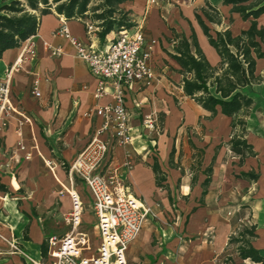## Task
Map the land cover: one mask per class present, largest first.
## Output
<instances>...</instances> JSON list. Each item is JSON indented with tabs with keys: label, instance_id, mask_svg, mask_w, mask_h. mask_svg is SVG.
Segmentation results:
<instances>
[{
	"label": "crops",
	"instance_id": "0c3cea01",
	"mask_svg": "<svg viewBox=\"0 0 264 264\" xmlns=\"http://www.w3.org/2000/svg\"><path fill=\"white\" fill-rule=\"evenodd\" d=\"M207 2L215 7L212 0ZM121 8L131 10L138 17L146 10V6L140 0L127 1ZM216 8L220 12V22H208V19L198 11L194 15L200 14L210 27L211 23H221L229 10L228 18H233L232 22H240L241 26L237 29L228 26L217 29L216 32L230 29L234 35H238L242 30L249 28L251 21L231 12L232 5L223 4L220 0L219 7ZM148 13L153 19L150 23L146 18L147 39L157 41L151 59L155 80L151 85L136 83L125 88V103L130 115L133 141L125 148L116 146L111 141V149L99 172L105 171L108 164L122 165L129 152L133 161L127 179L130 193L151 205L157 212L156 219L160 211L162 213L156 200L167 206L175 185L177 188L180 184L184 188L189 187L187 193L181 191L185 195L184 199L188 194L190 199L197 198L193 204L191 200L181 204V216L185 222L179 221V234L168 242L169 251L166 249H163L164 252L158 251L155 260L163 261L165 264H232L228 260L231 257L235 264H262L251 258L242 259L239 256L238 244L230 243V238L236 235L240 227L242 230L253 227V236L249 237V243L264 258V58H258L256 64V75L261 76V80L242 88L253 101L248 114L243 116L246 122L243 135L251 145L252 152L243 157L230 146L232 136L240 133V129L234 130L232 117L222 113L220 107L218 113L212 115L183 90L182 81L185 73L178 60L173 57L176 53L175 46L182 35L191 38L194 32L201 50L211 65L217 68L221 66V57L211 45L199 21L196 22L187 13V19L178 21L182 31H177L174 27L168 30L158 22L157 6L149 7ZM224 14L226 16H223ZM257 21L264 27V13ZM64 22L73 36L98 47H104L107 41L115 36V32H112L101 40L97 34L98 28L88 17L68 18L55 10L42 15L37 33L30 38L36 43L37 55L24 62L22 69L13 72L11 76L12 101L19 111L30 118V122L23 126L22 140L27 151L32 153L31 159L25 158L26 151L17 149L20 137L15 132V120L8 129L0 130V184L5 187L0 188V231L9 236V229L12 227L22 251L35 259L42 258L44 262L47 261L48 251L46 255L43 254V245L48 247L47 238L50 235L47 234L42 222V214L37 211V208L40 209L38 204L41 203L42 194L40 195V191H32L31 188L25 190V187L21 186V179L31 176L32 172L37 173L41 159L46 163L49 159L51 164L48 163V166L51 172L45 167L44 169L48 174H52L55 185L60 183L67 187L64 183L66 181L67 184H72V189L81 196L84 205L81 231L88 234L84 226L90 225L92 218L95 219L92 236L88 234L94 251L100 239L97 220L91 207L92 197L84 181L76 175L71 176L68 170L88 144L94 131L104 121L100 116L88 117L86 113L114 101L111 95L96 96L98 80L91 73L87 63L76 56L74 46L66 37L54 36V31ZM91 25L93 29L89 28ZM45 43L60 46L63 54L52 55ZM23 45L24 43L5 51L0 60V79L6 76L11 64L18 60ZM190 76L188 74V77ZM172 77L177 78V89L185 99L182 111L168 93L169 87L173 85ZM36 78L40 80L41 97H36L32 93V85ZM157 112L166 114L164 128L171 134L167 140H164L163 134L153 141L158 145L157 150L163 154L162 158L154 152H148L153 142L145 139L142 133L144 117ZM200 116L203 119L206 116L205 120H200V124L207 130V136L216 135L217 139L215 143L206 145H203L202 140L195 142L189 139L190 148L198 151L197 155H191L189 175L182 165V151L176 157L177 142L180 132L195 127ZM219 120L223 121L222 125H215ZM105 138H108V135H105ZM184 146L183 143L181 148ZM155 161H158L165 176L161 184L157 183L153 169ZM17 163H20L18 168ZM207 179L208 183L204 184ZM220 179L223 180L219 192L221 199L219 197L215 199ZM14 180L18 182V187L17 183L14 185ZM161 187H166L168 192L162 191ZM69 198L71 200V196ZM60 201L61 213L68 214L72 210V200L61 198ZM156 219L148 220L139 236L129 245L128 264L135 254L133 252L141 255L148 252L150 254L147 257L153 254L152 245L156 240L149 232L148 224ZM240 220H245V223L238 222ZM69 229L68 227V230L61 234L68 232ZM205 232L211 233V236L208 237ZM0 264L33 263L19 252L12 253L8 245L0 241Z\"/></svg>",
	"mask_w": 264,
	"mask_h": 264
},
{
	"label": "built area",
	"instance_id": "2783aa9c",
	"mask_svg": "<svg viewBox=\"0 0 264 264\" xmlns=\"http://www.w3.org/2000/svg\"><path fill=\"white\" fill-rule=\"evenodd\" d=\"M134 23L131 27L112 31L115 36L104 47L79 40L71 34L65 22L53 33L54 36L66 37L74 46L76 56L86 62L91 73L96 76V96L111 95L114 101L86 113L88 117L100 116L104 121L68 170L71 176L82 179L89 189L100 243L93 251L89 235L81 231L84 205L79 193L72 189L69 190L72 210L64 216L70 229L64 234H53L47 238L46 262L22 251L12 227L9 236L0 231V241L8 245L12 253H21L33 264H128L129 245L139 236L144 224L157 217L151 205L130 193L127 179L133 161L129 152L122 165L108 164L105 171L99 172L111 149V141L123 148L133 141L125 88L136 83L151 85L155 80L151 59L157 41L147 39L145 15ZM89 28L93 29V26ZM30 38L24 42L18 60L11 64L6 76L0 79V130L8 129L11 122L16 121L15 132L20 137L17 149L26 151V159H31L32 153L27 151L22 140L23 126L30 122V118L19 111L12 101L11 76L22 69L24 62L37 55L36 43ZM45 44L52 55L63 54L60 46ZM39 83V78H36L32 85V93L36 97H41ZM154 120L152 116L147 117L144 121L146 128L153 130Z\"/></svg>",
	"mask_w": 264,
	"mask_h": 264
},
{
	"label": "trees",
	"instance_id": "16d2710c",
	"mask_svg": "<svg viewBox=\"0 0 264 264\" xmlns=\"http://www.w3.org/2000/svg\"><path fill=\"white\" fill-rule=\"evenodd\" d=\"M131 0H1L0 6V60L5 51L23 44L35 35L39 29L41 16L55 10L68 18L88 17L98 28V37L104 40L112 31L133 26L136 19H132L131 10L121 8V5ZM223 4L232 5L231 12L239 14L242 19L250 20L248 29L234 35L230 29L210 32V27L204 22L200 14L196 18L221 57L220 68L214 67L201 50L196 35L191 38L182 35L173 55L181 64L185 77L182 86L185 94L193 98L212 115L222 113L232 117L235 133L230 146L241 156L252 152L251 145L244 138L246 122L243 119L252 105V98L242 91V88L261 80L256 75L258 58H264V27L257 19L264 13V0H222ZM209 8H203L204 16L210 22H220L215 16L216 7L208 3ZM233 20V18H231ZM188 74L191 76L188 77ZM157 183L165 179L158 161L153 165ZM209 179L205 180L207 184ZM1 189H5L0 184ZM253 236V227L244 228L238 235L230 238V243L238 244L239 256L242 259L251 258L264 264V258L249 243ZM48 247L43 245V254H47ZM232 264L234 260L228 258Z\"/></svg>",
	"mask_w": 264,
	"mask_h": 264
},
{
	"label": "rangeland",
	"instance_id": "374dc122",
	"mask_svg": "<svg viewBox=\"0 0 264 264\" xmlns=\"http://www.w3.org/2000/svg\"><path fill=\"white\" fill-rule=\"evenodd\" d=\"M142 2V4L144 3V5L146 6V10L143 13V15L146 16V18H148V21L151 23L153 16L150 15L148 13V8L154 6L158 7V22H160V24L162 26H164L165 28H167L168 30L171 29L170 27H174V29H176L177 31H182L181 26H179L178 21L179 19H187L188 18V14L193 17L195 19L196 22L197 18H196V14L194 15V13H196V11H198L200 14L203 15V17L205 18L204 14H203V8H209L208 6V2L207 0H140ZM209 1V0H208ZM222 1V0H221ZM98 2V0H93V2L91 3V5H95ZM219 2L220 0H212V3H214L213 5H215V7H219ZM3 3L0 0V6ZM125 9V8H124ZM217 9V8H216ZM216 12L218 14L214 12L213 13L215 16L220 17V12L218 10H216ZM228 13L226 14H230L229 10H227ZM148 13V14H147ZM188 13V14H187ZM227 17L224 19H222L221 23H217V24H210L211 27V32L213 34H216V30L217 29H224L225 27L231 26L234 27V29H237L238 27L241 26L240 22H232L233 20H231L230 18ZM130 16L132 17V19H140L141 17H138V15H136L135 13L132 12V14H130ZM223 16H226L225 14ZM208 22H210L209 20H207ZM148 22V23H149ZM232 22V23H231ZM150 25V24H149ZM170 32V31H169ZM208 43V42H207ZM207 46H209L208 44H206ZM173 80V85H171L169 87V95L172 96L174 98V102L176 104V106L182 111L184 110L182 104L184 103L185 99L181 97V94L179 93V90L177 89V83H176V77H172ZM176 86V87H175ZM166 107L168 108L169 105L167 104ZM164 109V108H163ZM164 114V112H157V114H149L147 116L144 117L143 119V126H144V131L142 132L143 135L145 136V139L153 142L155 140H157V137L159 139V137H161V135L163 136L164 134V140H167L168 138L171 137L170 132H168L164 127H165V120L166 117L164 114V118L162 119V115ZM152 116L154 117V123H155V128L153 130H149L148 128H146L144 121L147 119V117ZM178 116V115H177ZM205 120V118L203 119L202 116H200L197 120V124H195V127H192L191 129H186V130H182L179 134V139H178V152L176 153V157H178L179 152L182 151V159H183V163L182 165L186 168V172L190 175L191 173V169H190V161H191V155L193 154H198L197 150H194L192 148H190L189 146V139L191 138L193 141L197 142L199 140H202L203 145L206 144H210V143H215L217 136L216 135H208L206 134L205 127L203 129V126L200 124V120ZM180 120V118H178V121ZM223 121L219 120L215 125L220 126L222 125ZM208 125V124H207ZM207 127V126H206ZM43 135V134H42ZM44 137V136H43ZM184 143V148H181V146ZM182 144V145H181ZM158 145L151 143L150 148L148 149V152H154L157 156H159L160 158H162V153L160 151L157 150ZM157 156H154L157 158ZM145 158V157H143ZM144 161V159H142ZM49 163L51 162L48 159ZM47 161V162H48ZM20 163H17V168L19 167ZM51 164V163H50ZM47 168L50 171V168L48 166V163H46L45 160L41 159V162L38 164V172L37 173H31V176H27L26 178H22L21 179V186L25 187V190L27 189H33L32 191H40V195L42 194V200L40 201L41 203L38 204L40 209L37 208V211L39 212V214H42V222L46 228V232L48 235H53V234H58L61 235V233H63L64 231L68 230V224L65 221V215L61 213V206L62 203L60 201V199H69L70 200V195H69V190H72V184H67L66 181H64V183L66 184L65 187L62 184L58 183L57 185H55V179L52 176L51 173H47V170L44 169ZM51 172V171H50ZM47 174V175H44ZM14 185L15 183H17V187L19 186L18 182H16L14 180ZM222 183L223 180L220 179L218 180V186L217 188H219V191L217 190V193H215V199H217L218 197L221 199V194H219L220 192V188L222 187ZM184 184V183H183ZM217 184V183H216ZM164 185V184H163ZM162 191H164L165 193H167V188L166 187H161ZM189 187H182V185L180 184V186L177 188V186L175 185L174 188L172 189V198L169 199V202L167 204V206H164L162 204V202L156 200V202H159L160 204V208L162 209V213L160 211V215L158 216V218L149 223L148 224V228H149V232H151V234L153 235V237L156 240V243L152 245L153 247V254H151V257H147V255H149L150 253H144V255L141 254H137L136 252H133L134 256L132 258H130V263L129 264H151V262H156V264H165L163 261H158L155 260V256L157 255L158 251H163V249H166L167 251H169V249H167V244L168 242H170L174 237L177 236V234H179L178 231V227H179V221H184L185 219H183V217L181 216V210H180V206L184 201L189 202L191 200V204H193V202L195 200H197V198H193L190 199V196L188 194L187 198L184 199L185 195L182 194V190L187 193ZM189 193V192H188ZM195 197V196H194ZM201 197V196H200ZM71 203V202H70ZM199 203V201H198ZM37 205V204H36ZM166 212H165V211ZM188 211V210H187ZM68 212V211H67ZM232 214V212H231ZM92 222L90 223V225L85 224L84 228L89 232L88 234H90L92 236V231H93V224L95 223V219L92 218L91 220ZM240 223H245V220H240L238 221ZM177 227V229H176ZM241 227L239 228V230L236 231V235L239 234V232L241 231ZM170 232V233H168ZM202 235V234H200ZM205 235H207L208 237L211 236V233L209 232H205ZM172 237V238H171ZM93 250V249H92ZM167 253V252H165Z\"/></svg>",
	"mask_w": 264,
	"mask_h": 264
},
{
	"label": "bare ground",
	"instance_id": "6f19581e",
	"mask_svg": "<svg viewBox=\"0 0 264 264\" xmlns=\"http://www.w3.org/2000/svg\"><path fill=\"white\" fill-rule=\"evenodd\" d=\"M49 163V162H48Z\"/></svg>",
	"mask_w": 264,
	"mask_h": 264
}]
</instances>
